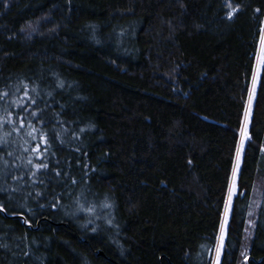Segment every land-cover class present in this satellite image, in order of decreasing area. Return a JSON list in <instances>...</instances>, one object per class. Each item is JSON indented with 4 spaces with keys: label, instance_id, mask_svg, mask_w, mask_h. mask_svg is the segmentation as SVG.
I'll return each instance as SVG.
<instances>
[{
    "label": "trees",
    "instance_id": "trees-1",
    "mask_svg": "<svg viewBox=\"0 0 264 264\" xmlns=\"http://www.w3.org/2000/svg\"><path fill=\"white\" fill-rule=\"evenodd\" d=\"M263 28L264 0H0V264H212L233 175L237 264Z\"/></svg>",
    "mask_w": 264,
    "mask_h": 264
},
{
    "label": "rangeland",
    "instance_id": "rangeland-1",
    "mask_svg": "<svg viewBox=\"0 0 264 264\" xmlns=\"http://www.w3.org/2000/svg\"><path fill=\"white\" fill-rule=\"evenodd\" d=\"M263 46H264V28H263L260 48H259L258 55H257L255 74L253 77L252 86L250 90V98H249V101L246 107V112L243 118L242 127L239 131V144H238L237 155H236V160H235V165H234L235 169L238 166L241 152H242V147H243V144L246 138L248 114H249V109L251 105V95L255 87V82L257 79V75H258V67H259V63H260V59H261V55L263 51ZM234 174H235V171H234ZM235 191H236V187H235V181H234V175H233L232 181L230 183L228 195H227L226 206H225V210L223 213L221 229L218 235L216 250H215L214 259H213L212 264H219V256H220V253L223 247V234L225 233L227 229L229 214L231 210V207H230L231 200H232V197ZM263 192H264V141L261 147L260 160H259V164L257 168L256 179H255L254 186L252 188L251 195L249 198L248 213H247L245 229L243 233V238H242V243H241V248H240L237 264H248V260L250 258V250H251V246L253 243L255 230L257 226L259 210H260L261 203H262ZM235 196H236V193H235Z\"/></svg>",
    "mask_w": 264,
    "mask_h": 264
},
{
    "label": "water",
    "instance_id": "water-1",
    "mask_svg": "<svg viewBox=\"0 0 264 264\" xmlns=\"http://www.w3.org/2000/svg\"><path fill=\"white\" fill-rule=\"evenodd\" d=\"M239 189L236 190V196L238 195ZM245 193L242 194V196H244ZM6 215V214H5ZM7 216V215H6ZM8 217V216H7ZM10 218H16V219H24L23 216L21 215H16V216H11ZM57 225H63V224H57ZM250 260V259H249ZM248 260V262H249Z\"/></svg>",
    "mask_w": 264,
    "mask_h": 264
},
{
    "label": "bare ground",
    "instance_id": "bare-ground-1",
    "mask_svg": "<svg viewBox=\"0 0 264 264\" xmlns=\"http://www.w3.org/2000/svg\"><path fill=\"white\" fill-rule=\"evenodd\" d=\"M245 193V192H242V194ZM243 197V196H242Z\"/></svg>",
    "mask_w": 264,
    "mask_h": 264
}]
</instances>
